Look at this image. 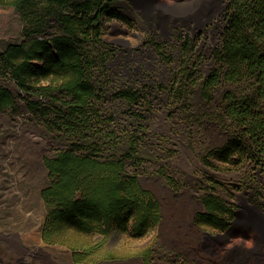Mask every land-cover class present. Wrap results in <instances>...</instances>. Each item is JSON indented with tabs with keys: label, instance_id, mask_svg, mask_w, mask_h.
Here are the masks:
<instances>
[{
	"label": "trees",
	"instance_id": "16d2710c",
	"mask_svg": "<svg viewBox=\"0 0 264 264\" xmlns=\"http://www.w3.org/2000/svg\"><path fill=\"white\" fill-rule=\"evenodd\" d=\"M120 1L0 0L16 8L23 21L22 39L0 51V77L37 96L28 102L30 114L69 141L54 155L42 156L49 181L40 196L47 211L44 241L65 245L75 255L92 250L95 237L109 234L126 212L139 235L162 219L159 200L137 171L143 127L134 119L146 94L114 80L111 73L122 71L125 58L103 36L107 21L131 22L115 7ZM226 2L221 42L202 95L210 101L220 92L215 115L228 127L229 138L206 159L264 172V0ZM19 108L12 90L0 83V111ZM203 203L198 224H212L222 213L227 221L218 228L234 221L236 209L214 194H206Z\"/></svg>",
	"mask_w": 264,
	"mask_h": 264
},
{
	"label": "rangeland",
	"instance_id": "374dc122",
	"mask_svg": "<svg viewBox=\"0 0 264 264\" xmlns=\"http://www.w3.org/2000/svg\"><path fill=\"white\" fill-rule=\"evenodd\" d=\"M166 1L173 5L200 2ZM129 4L132 11L121 3L115 7L120 6L131 22L107 21L103 36L117 44L119 56L125 58L122 71L111 73L114 80L130 83L146 94L138 118L134 119L143 127L141 166L137 171L142 185L159 200L162 219L139 235L133 232L126 212L120 225L109 234L95 237L92 250L77 255L65 245L46 243L43 226L47 211L40 190L49 176L42 156L54 155L69 141L30 114L28 102L38 101L37 96L21 91L13 79L0 77V83L12 90L20 106L16 112L0 111V264H139L136 259L143 264H202V260L206 264H223L221 254L211 251L215 239L204 236L193 253L170 239L166 220L176 208L183 207L203 233L225 232L227 229L218 228L227 221L224 213L212 224L197 223L198 215L206 208L196 199L203 203L206 194H214L236 210L242 205L241 195L256 196L264 210V172L247 165L234 167L211 156L209 159L216 162L212 165L206 159L210 149L223 146L229 138L228 127L215 115L220 92L210 101L202 95L203 80L215 63L213 52L221 42L227 2L221 3L223 12L221 6L217 10V27L206 31L196 22L198 19L187 27L189 18L172 17L183 23L184 30L176 27L181 33L176 28L168 32L163 27L166 14L151 0H131ZM22 29L23 21L16 8L0 3V51L9 42L20 41ZM121 107L117 109L118 120L124 118ZM244 212L252 215L247 209ZM251 218L258 226L239 220L231 221L229 227L236 231L235 239L242 241L241 248L253 247L262 238L259 249L242 261H238L241 248L233 249L228 255L231 264H264V231L260 230L264 220L256 215ZM245 232L249 234L247 239ZM36 247L42 252H25Z\"/></svg>",
	"mask_w": 264,
	"mask_h": 264
},
{
	"label": "flooded vegetation",
	"instance_id": "af4514ba",
	"mask_svg": "<svg viewBox=\"0 0 264 264\" xmlns=\"http://www.w3.org/2000/svg\"><path fill=\"white\" fill-rule=\"evenodd\" d=\"M130 1L131 0H121L120 1L121 6L123 8H126L128 11H132V7L129 4ZM180 1H184V0H180ZM224 2H226V0H200V2L197 1L191 4L188 3V4L177 5L179 2H176V4L174 5L169 4V7L163 8V9L161 8L166 14V17H165L166 23L164 24L165 26L163 27L168 32H172V29L178 26H179L178 28H181L182 30H184V26L182 25L183 23L178 22L177 20H174V19L171 20L172 17H177V18H181L184 20L189 18L185 23L187 27H192L190 23L195 22V19H198L196 20V22L200 23L201 29L203 31H206L210 27L216 28L217 25L219 24V21H218L219 16L217 15V10L221 6L220 11L223 12L225 7H223L221 3H224ZM201 16H203V19L201 18ZM151 25H153L152 22H150V26ZM176 29H175L176 32H179V33L183 32L180 29H177L178 31ZM240 200H241L242 205L239 206L237 210L240 209L244 211L245 209L248 210L249 208L254 207L264 213V210L260 205V201L258 197L256 196L250 197L246 195H241Z\"/></svg>",
	"mask_w": 264,
	"mask_h": 264
},
{
	"label": "bare ground",
	"instance_id": "6f19581e",
	"mask_svg": "<svg viewBox=\"0 0 264 264\" xmlns=\"http://www.w3.org/2000/svg\"><path fill=\"white\" fill-rule=\"evenodd\" d=\"M196 202L202 205L200 200L196 199ZM189 221L192 222V215L187 213L186 208L183 207L178 209L176 208L173 211V216L166 220V222H169L170 239L179 246L194 253L197 251L200 243H203V238L204 236H207V234L203 233V231L197 225L193 224V222L190 224ZM235 232L236 231L233 229L227 236L218 238V241L216 240V244H214V247L211 250L221 254L223 264H231V261L228 260L230 251L236 248H241L242 241L235 239ZM218 248L220 249L218 250ZM25 252L27 254L37 255L42 252V249L40 247H36L35 250L26 249ZM136 260L140 262L139 264H143L140 259ZM206 263V260H202V264Z\"/></svg>",
	"mask_w": 264,
	"mask_h": 264
},
{
	"label": "water",
	"instance_id": "95a60500",
	"mask_svg": "<svg viewBox=\"0 0 264 264\" xmlns=\"http://www.w3.org/2000/svg\"><path fill=\"white\" fill-rule=\"evenodd\" d=\"M151 3H153V4L155 3L156 5H158L162 8L169 7V3L166 0H151ZM201 203H202V201H201ZM202 206L205 207L203 205V203H202ZM248 211L250 212V214L256 215L259 218H262L264 220V213L262 211H259L258 209L254 208V207L249 208ZM251 216H247V214L244 211L239 209L236 212V217H235L234 221L237 222L239 220H244V221L248 222L251 226H258V223H256L255 220H253V218H251ZM260 226L262 228H264L262 225H260ZM262 228H260V230L264 231ZM231 230H233V226H230L229 228H227V230L225 232H219L216 234H210L207 232V236H208V238L217 240L220 237L227 236L231 232ZM244 237L246 239L249 238V234L247 232H245ZM261 239L258 238L256 245L253 247L247 246V245L242 247L241 248V255L239 256L238 261H242L243 258L247 257L248 255H250L252 253H257V251L259 249V244H260L259 240H261Z\"/></svg>",
	"mask_w": 264,
	"mask_h": 264
}]
</instances>
